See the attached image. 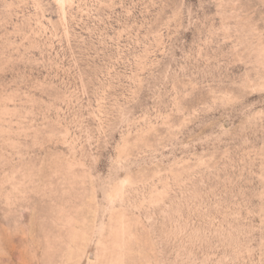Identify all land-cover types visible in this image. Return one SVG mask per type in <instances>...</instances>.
<instances>
[{"label":"rangeland","instance_id":"rangeland-1","mask_svg":"<svg viewBox=\"0 0 264 264\" xmlns=\"http://www.w3.org/2000/svg\"><path fill=\"white\" fill-rule=\"evenodd\" d=\"M0 264H264V0H0Z\"/></svg>","mask_w":264,"mask_h":264}]
</instances>
